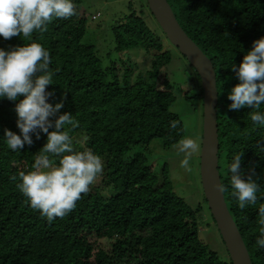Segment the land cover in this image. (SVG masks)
Instances as JSON below:
<instances>
[{
    "label": "trees",
    "instance_id": "trees-1",
    "mask_svg": "<svg viewBox=\"0 0 264 264\" xmlns=\"http://www.w3.org/2000/svg\"><path fill=\"white\" fill-rule=\"evenodd\" d=\"M73 2L74 17L54 18L46 31L31 38L0 37V48L35 41L50 52L53 85L47 90L55 95L49 103L64 100L58 115L69 112L77 122L69 133L73 149L74 139L84 134L88 150L105 159L103 181L117 193L105 198L94 187L82 194L67 216L48 222L17 188L19 173L33 170L47 135L40 132L37 139L32 134V145L21 151L9 149L4 130L17 134L20 130L14 102L0 100V264H233L227 248L228 258L222 259L200 236L202 202L207 205L203 188L201 204L191 206L176 192L168 170L157 174L143 150L128 155L135 147L148 149L155 139L166 148L174 147L186 134L184 121L171 109L176 100L174 85L163 72L172 61L171 50L165 47L168 38L148 1L130 3L129 13L113 28L117 51L141 48L153 54L148 70L136 68L127 56L105 66L98 47L83 42L90 15L84 0ZM168 2L183 29L214 65L221 182L227 184L228 164L239 152L241 170H255L254 204L241 209L230 188L224 195L252 264H264V248L256 243L259 209L264 207V125L252 122L255 109L230 110L228 99V92L239 83L232 63L238 67L253 42L264 37V0ZM187 93H192L185 97L196 111L203 99L201 84ZM173 121L176 128L171 127ZM196 136L202 140V131Z\"/></svg>",
    "mask_w": 264,
    "mask_h": 264
},
{
    "label": "clouds",
    "instance_id": "clouds-1",
    "mask_svg": "<svg viewBox=\"0 0 264 264\" xmlns=\"http://www.w3.org/2000/svg\"><path fill=\"white\" fill-rule=\"evenodd\" d=\"M76 14L73 0H0V37L5 40L20 36L31 38L34 33L46 31L54 18L67 20ZM97 16L99 13L93 15ZM51 63L50 52L35 41L0 48V100L14 102L20 130L19 134L4 130L8 148L21 151L26 144L32 145V134L37 139L40 132L47 135V142L38 152L33 170L19 173L17 188L31 208L39 211L50 223L72 212L82 194L89 192L103 172V161L98 154L92 150L77 152L73 149L69 133L77 122L69 112L58 115L64 107V100L55 105L49 103L55 95L54 91L47 90L53 85V73L49 71ZM231 68L239 83L228 92V99L232 102L230 110L255 109L251 114L252 122L264 125V111L260 110L264 105V37L253 42L252 49L244 55L238 67L232 63ZM171 127L176 128L177 122L173 121ZM174 150L184 157L180 166L190 171L191 157L199 152L200 145L188 136L180 139ZM241 162L242 152H239L228 164L227 184L220 183L217 189L225 193L230 188L238 207L244 209L257 201L258 184L253 179L255 170L242 171ZM259 216L260 238L256 243L264 248V207L259 209Z\"/></svg>",
    "mask_w": 264,
    "mask_h": 264
},
{
    "label": "rangeland",
    "instance_id": "rangeland-1",
    "mask_svg": "<svg viewBox=\"0 0 264 264\" xmlns=\"http://www.w3.org/2000/svg\"><path fill=\"white\" fill-rule=\"evenodd\" d=\"M133 1L134 0H84L86 10L90 15L88 16L87 33L83 38V42L93 43L98 47L99 56L105 66L110 65L112 62L119 63L121 57L127 56L136 64V68L141 70L151 69L152 53H147L141 48L125 51H117L115 48L116 42L113 28L117 22L119 23L121 18L129 13V4ZM79 7L80 13H84L82 6L78 4V8ZM96 13H99V16L93 19L92 15ZM165 47L171 50L172 61L169 65L164 67L163 72L168 74L169 80L174 85V92L176 95V100L171 106V109L178 113L184 121L186 127L184 138L192 136L199 143L200 150L191 157L190 171L180 166V161L184 158L183 155H177L174 147H164L161 139L153 140L148 145V149L135 147L129 151L128 155L132 156L137 151L141 150L147 153L148 163L152 166L154 171L157 174H161L162 171L168 170L176 192L191 206L195 207L202 202L201 195L199 194V191H202L199 156L201 155L202 140L200 139L199 141L196 135L199 133L201 134V131L203 133V99L202 103L200 102V104H198L199 108L195 111L190 103L191 101L188 102L185 95L193 96L191 95V89H196L201 82L186 57L167 39L165 40ZM73 145L77 152L88 150L84 134L78 135L76 139H74ZM101 159L103 161V172L90 187V190L96 187L105 198H109L117 192L112 186H108L103 181L105 159ZM202 205L204 210L201 211L203 218L200 220V236L210 248L218 252L220 258L227 259L226 244L224 243L217 225L211 217L210 209L204 202H202Z\"/></svg>",
    "mask_w": 264,
    "mask_h": 264
},
{
    "label": "water",
    "instance_id": "water-1",
    "mask_svg": "<svg viewBox=\"0 0 264 264\" xmlns=\"http://www.w3.org/2000/svg\"><path fill=\"white\" fill-rule=\"evenodd\" d=\"M151 12L170 43L186 57L200 76L203 89V133L200 176L208 207L223 237L233 264H252L248 248L228 208L219 171V133L217 121L218 89L212 60L187 34L168 0H147Z\"/></svg>",
    "mask_w": 264,
    "mask_h": 264
}]
</instances>
